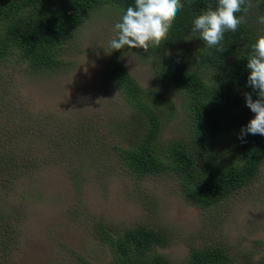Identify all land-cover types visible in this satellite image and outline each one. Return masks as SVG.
<instances>
[{"label": "rangeland", "instance_id": "rangeland-1", "mask_svg": "<svg viewBox=\"0 0 264 264\" xmlns=\"http://www.w3.org/2000/svg\"><path fill=\"white\" fill-rule=\"evenodd\" d=\"M121 17L117 7L84 16L60 45L58 65L31 71L16 54L0 59V264H107L95 226L116 235L134 223L164 230L155 250L169 264L208 244L222 246L231 264H253L264 240V144L256 177L209 207L183 198L172 170L136 175L116 153L145 128L107 76ZM119 62L142 87L161 88L137 49ZM173 100L160 112L163 140L185 135Z\"/></svg>", "mask_w": 264, "mask_h": 264}, {"label": "trees", "instance_id": "trees-1", "mask_svg": "<svg viewBox=\"0 0 264 264\" xmlns=\"http://www.w3.org/2000/svg\"><path fill=\"white\" fill-rule=\"evenodd\" d=\"M217 2L181 0L183 7L162 44L150 45L147 52L137 49L141 58L148 57L161 88L142 87L121 66L127 46L109 47L107 63L109 80L145 127L133 146H115L121 162L136 175L172 170L183 198L197 207L214 206L248 185L259 172L264 144L259 134L240 138L255 115L246 106L245 93L258 98L247 83V59L264 28L258 22L264 0H252L246 22L235 32L226 31L218 47L209 48L193 33V20ZM129 6L134 7V0H0V59L16 54L31 71L58 65L60 45L84 16L100 7H117L123 15ZM189 38L192 43L187 45ZM175 95L185 116V135L163 140L159 133L167 119L160 112H171ZM95 229L111 253L107 264H169L155 250L166 242L163 229L146 223H134L116 235L100 224ZM260 245L262 252L253 264H264V240ZM231 262L222 246L208 244L190 246L180 264Z\"/></svg>", "mask_w": 264, "mask_h": 264}, {"label": "clouds", "instance_id": "clouds-1", "mask_svg": "<svg viewBox=\"0 0 264 264\" xmlns=\"http://www.w3.org/2000/svg\"><path fill=\"white\" fill-rule=\"evenodd\" d=\"M252 6V0H218L214 9L209 6L195 17L192 31L199 34L207 47H218L226 31L235 32L246 22L245 16ZM182 7L181 0H134V7H127L120 22L114 25L116 35L109 41V47L121 50L127 46L145 52L150 45L159 47ZM258 22L264 25V15L258 17ZM247 69V83L258 98L253 100L250 94L245 93L246 106L255 115L241 130L240 138L245 134L264 136V28L252 45Z\"/></svg>", "mask_w": 264, "mask_h": 264}]
</instances>
